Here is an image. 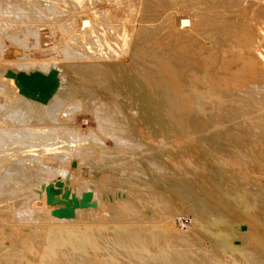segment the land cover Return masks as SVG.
Instances as JSON below:
<instances>
[{"label": "rangeland", "instance_id": "1", "mask_svg": "<svg viewBox=\"0 0 264 264\" xmlns=\"http://www.w3.org/2000/svg\"><path fill=\"white\" fill-rule=\"evenodd\" d=\"M9 1L15 20L0 25V71L6 70L13 86H2L9 94L0 93V105L11 106V98L18 96L35 104L32 110L38 113L51 98L43 101L25 92L18 76L54 70L55 91L65 90L71 110L69 120H60L66 124L24 122L9 114L0 122V133L10 139L70 134L72 148L46 157L47 172L31 177L21 190L0 187L1 245L21 250L30 264L68 255L76 264H264V95L251 94L250 85L237 87L219 69L212 36L185 31L192 12L175 13L160 0H131L140 5L138 16L127 14L130 0L111 6L106 0H86L82 6L75 0ZM109 16L118 25L112 40L105 30ZM81 17L89 20L86 30L93 24L101 29L94 56H79L83 47L78 41L77 49L71 48L67 25ZM173 19L190 23L176 29ZM124 26L136 28L127 45L120 41ZM217 48L215 53L224 52L226 43ZM162 49L194 53L198 69L213 72L220 88L205 78L200 85L222 95V105L193 108L178 127L179 113L169 106L167 86L159 83L160 65L172 56ZM99 104L111 108L120 134L99 120ZM48 142L70 146L55 137ZM103 203L107 207L101 209ZM91 206L96 209L87 210L98 212L94 220L90 213L76 218L79 209ZM35 208L40 220L32 213ZM124 208L133 216H117ZM12 226L30 234L27 239L38 252L24 249V237L17 242L6 238ZM51 236L59 237L49 245ZM5 258L21 263L12 253Z\"/></svg>", "mask_w": 264, "mask_h": 264}, {"label": "bare ground", "instance_id": "2", "mask_svg": "<svg viewBox=\"0 0 264 264\" xmlns=\"http://www.w3.org/2000/svg\"><path fill=\"white\" fill-rule=\"evenodd\" d=\"M56 1H59V0H52V2L54 3ZM62 1L70 2L69 0H62ZM75 1L79 3L80 6H82V4L86 0H75ZM106 1L110 2V6H111V3L112 4L122 3V0H106ZM160 1H163L165 4H168L170 7L176 9L175 13L185 11V14H187L186 10L191 11L192 18H193L191 20L192 23H191L190 28H186L185 31H201L203 34H208L212 36V39L215 44L212 52L214 54L215 61L218 62V66L220 67L219 69L224 70L230 76V78L232 79V81L235 83L237 87H242L243 89V86L250 85V87L248 88L250 89L249 91L251 92V94H255L256 92H261L262 95H264V0H236L240 3L243 2L242 5H239L237 2L238 6L235 5L236 2L235 4H233L230 2V0H212V1L211 0H194L197 2V5H191V6L187 5L186 0H160ZM205 1L206 2L208 1L210 4L206 5ZM46 2H49V1L47 0ZM211 2H215V3H211ZM226 2H228V4ZM127 4H126L127 14L128 15L133 14L134 16H138V14L140 13L139 11L140 5L138 3L134 4L133 2H131V0L128 1ZM13 9H14V5L9 0H0V25H2L4 22H7V23L9 22L12 25L13 21L15 20ZM95 13L96 11L93 13L94 16H96ZM183 18L184 17L182 15L181 19ZM115 19L116 18L112 19V16H109L108 25L105 29L106 31L109 32V36L111 40H112V36H115L114 29L118 28V25ZM176 20L177 19H173V22H172L174 28L176 29L177 27L179 28L178 24H180L181 29H182V28H185L188 23H190L188 20H183L177 24ZM175 21L176 23H174ZM88 23H89V20L87 18L81 17L80 19L77 18L75 23L70 21V23L67 25L69 28V32H70L69 42H70V45H73L71 48L72 50H76L78 47L76 46L78 44L77 41L81 43L82 44L81 47H83V50H80L81 55L79 56H82V57L91 56V54H93L92 56H94V53H98L97 51H100L99 50L100 48L98 47H101V38H100L101 29L96 28L97 25L93 24L91 27H89L90 28L89 30H86V28L88 27L87 26ZM135 29L136 28L128 29L127 26L123 27L122 33L120 35V41L122 42V44L123 43H126V45L128 44V36L130 32H133V31H134L133 33L135 34ZM98 30L100 31V33L98 34L100 37L96 34ZM135 37L139 38L138 35H135ZM102 38H103L102 43H105L104 37ZM221 42L226 43V50L224 52L221 51L219 53L218 52L215 53L217 44H221ZM107 44H109L110 46L111 43L108 42ZM166 50L167 49L163 50V52L167 54L172 53V56L170 55L169 62L164 61L163 63H161L162 65H160L159 74H160V77L161 76L162 77H161V80L159 78V83L160 84L163 83V85L167 86L166 95H169L168 96L169 106L171 109L175 108V110L179 113V116H178L179 120L176 125L178 127L183 128L184 122H185L183 117L186 115L185 112L188 113L191 110H193V108L198 109L199 111H203L206 107L214 106L215 104L217 106L218 104L222 105L221 102L223 98H222V95L217 94L215 91L212 90V92H209L207 89H203V86L200 85L199 81L201 80V78H205V79H208L212 84L214 85L217 84V86H219L218 88H220V85L217 82V77L214 75L213 72L207 73L205 69H198L196 64L199 61L197 58H195L194 53L188 52L187 54H181V53L172 52L171 50H168V51ZM157 57L160 58L161 55L158 54ZM138 60L140 61V59ZM152 62L154 63L153 60ZM144 67L145 69L147 68L146 66ZM5 72L6 70H4V68L0 71V93L9 94L6 91H4L2 86L6 84L9 87V89L11 88L12 90L13 80L5 79V75H4ZM62 87L63 85L61 83V88ZM12 93L16 96L14 92ZM34 96H37V95H34ZM68 96L64 89H60L58 93L57 91H55L50 96L51 101L47 102L45 104L46 106H44V108L39 110L38 113H33L34 110L32 109L33 107H36V105L31 103L30 101L22 100L23 98L18 97V96L16 97L17 99H14V100L13 98H11V101L13 102L11 106H7V105L1 106L4 104L0 105V122H3V118L10 114V115H17V120L23 119L24 122L26 121V119H32V121L34 120V123L35 122L37 123L38 122H46V123L58 122L60 124H66L67 122H64V121L60 122V120H62L63 118L66 120L70 119L69 110H71V105L67 103ZM93 103H95V101ZM100 105H103V104H99V107ZM98 112H99V109H98ZM110 112H111V108L106 106L104 109V105H103V108L100 110L99 115H98L101 118L99 120L103 122V125H106L112 132L120 134L123 131V129L120 127L119 123H116L115 120L112 117H110ZM44 132L45 130L43 129L41 133H44ZM59 135H60L59 132H56V133H49L46 137H41V138H36V139H31L27 136H23L17 139H10V137L7 134L1 132L0 133V187L1 189L4 187L6 189L11 185L12 191L17 192L21 190L24 187V185H27L32 182L31 177L38 176V175L42 176L44 173H46L47 172V166H46L47 164L45 163L46 157L56 156L55 151L59 154H64L63 150L65 149L70 150L72 148L71 135L70 134H66L64 136H59ZM53 137L58 138L61 143H63V141L67 142V143H64L65 146L66 144L67 145L70 144V146H68V148H63V146L62 147H59L57 145L55 146V144L48 142V141H52ZM86 141H89V139L87 138L85 142ZM57 157L59 159H63L64 155H57ZM94 199H95V196H94ZM105 207H107V204L103 203V207L101 206L100 208L104 209ZM90 208L96 209V206L83 207L79 209L78 212L80 213L78 212L76 213V218L78 219V216L81 217V215H86L87 213H90L92 215L91 219L93 218L94 220V218L97 217L98 212H95V210H87ZM125 210H126L125 208L118 209V213L119 212L120 213L117 214V216H121V217L133 216V215H128ZM32 213L35 214L36 216L35 219L40 220V216H38V214L39 215H42V214L39 212V209L35 208L34 212ZM134 216L137 217V215L135 214ZM87 219L88 218H85V220ZM206 219L209 220L210 217ZM89 225H92V224H89ZM146 227L148 226L146 225ZM179 227L176 226V228H179ZM50 228H54V227L51 226ZM55 229L58 230L60 228H55ZM9 231H10L9 233L4 234L6 238L11 239V241L13 242L18 239H21V237H24L25 238L24 244H23L24 249L26 248L27 250H29V252L31 251V253L38 252V248H36L33 244H31L27 239V237L31 238L29 237L30 234L27 235L17 226H12L11 230ZM230 231H233V230H230ZM3 232L4 231L0 229V233H3ZM146 234H152L153 238H155L156 236L150 231L149 232L146 231ZM58 237L59 236H56V237L51 236L49 245H51V243L56 241ZM148 237L150 238L151 236H148ZM1 240L2 239H0V253L2 252L3 254L2 258L4 259L2 258L1 259L4 261V263L3 261L0 260V264H15L16 263L15 261L12 262L11 259L5 258L7 253H12L13 256L20 259L19 261L21 262L20 264H30V262H28L27 260H26L27 262H24L25 253L21 252V250H18L17 248L14 249V247H11L12 249L3 247L1 245L2 244ZM18 243L20 244V242ZM137 248L140 249V247H137ZM6 250L8 251L4 252ZM142 255H144V253ZM68 256L61 257L59 260H55L49 257V260L47 262L45 263L40 262L39 264H76L75 261L73 260L70 261V258ZM141 258L143 259L142 256ZM259 261L262 262V259ZM78 264L80 263L78 262Z\"/></svg>", "mask_w": 264, "mask_h": 264}, {"label": "water", "instance_id": "3", "mask_svg": "<svg viewBox=\"0 0 264 264\" xmlns=\"http://www.w3.org/2000/svg\"><path fill=\"white\" fill-rule=\"evenodd\" d=\"M18 79L25 92L38 95L43 101L53 94L57 86V78L54 70L48 75H44L40 72L31 73L29 75L20 73Z\"/></svg>", "mask_w": 264, "mask_h": 264}]
</instances>
